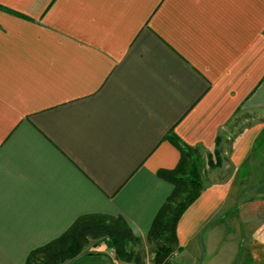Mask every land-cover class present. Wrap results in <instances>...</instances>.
<instances>
[{"label": "crops", "instance_id": "0c3cea01", "mask_svg": "<svg viewBox=\"0 0 264 264\" xmlns=\"http://www.w3.org/2000/svg\"><path fill=\"white\" fill-rule=\"evenodd\" d=\"M250 115L177 222L191 264H264V0H0V264L82 216L147 238L171 141L210 152Z\"/></svg>", "mask_w": 264, "mask_h": 264}, {"label": "trees", "instance_id": "16d2710c", "mask_svg": "<svg viewBox=\"0 0 264 264\" xmlns=\"http://www.w3.org/2000/svg\"><path fill=\"white\" fill-rule=\"evenodd\" d=\"M171 142L177 146L181 158L174 171H162L159 175L172 184L173 190L154 218L147 236L148 241L161 240L165 243L154 251L152 264H166L168 255L173 250L177 251L175 228L179 217L200 196L202 190V184L196 179L194 161L190 154L198 150L182 146L174 139ZM90 237L106 238L107 247L114 249L118 257L129 260L130 254L126 253L125 245L129 238L134 237L126 223L120 218L89 215L77 218L61 237L31 252L25 263L63 264L66 260L74 259Z\"/></svg>", "mask_w": 264, "mask_h": 264}, {"label": "rangeland", "instance_id": "374dc122", "mask_svg": "<svg viewBox=\"0 0 264 264\" xmlns=\"http://www.w3.org/2000/svg\"><path fill=\"white\" fill-rule=\"evenodd\" d=\"M254 122H256V119L251 115L248 117H235L229 125V133H227L224 139H219L216 147L212 151H193L190 153L192 154V160L194 161L193 164L196 170L195 176L200 184L221 182L231 175L232 170L230 165H228L229 150L236 140V137L247 129L248 125ZM184 176L186 177V175ZM105 241L106 238L104 240L102 238L90 237L83 246V250L72 260L93 255L94 258H91L89 262L83 264H152L154 251L165 244L161 240L148 241L147 238L141 240L129 238L125 246L126 253L130 254V258L126 260L118 257L114 249L106 246ZM167 245L172 246V244L168 243ZM189 257L187 254L181 255L176 250H173L168 255L166 264H191ZM68 261L70 260H66L63 264H69Z\"/></svg>", "mask_w": 264, "mask_h": 264}]
</instances>
